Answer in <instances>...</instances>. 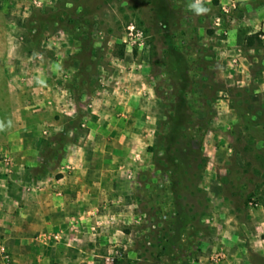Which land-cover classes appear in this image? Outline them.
Masks as SVG:
<instances>
[{
	"label": "rangeland",
	"instance_id": "374dc122",
	"mask_svg": "<svg viewBox=\"0 0 264 264\" xmlns=\"http://www.w3.org/2000/svg\"><path fill=\"white\" fill-rule=\"evenodd\" d=\"M60 1L91 18L92 49L50 21ZM195 3L0 0V138L17 132L18 156L38 147L39 182H76L80 222L36 228L33 242L1 227L13 264L57 246L65 264H264V40L239 34L259 15L237 0ZM183 88L200 98L204 162L177 190L156 133Z\"/></svg>",
	"mask_w": 264,
	"mask_h": 264
},
{
	"label": "crops",
	"instance_id": "0c3cea01",
	"mask_svg": "<svg viewBox=\"0 0 264 264\" xmlns=\"http://www.w3.org/2000/svg\"><path fill=\"white\" fill-rule=\"evenodd\" d=\"M237 3L249 6V10L243 11L241 14L259 15V24H256L255 32L246 35L241 29L242 32L239 34L248 37L260 33L264 40V0H237ZM21 141L17 132L11 130L4 139L0 138V234L1 227H8L10 242H33L35 241L33 235L36 228L44 226L52 228L55 226V221L60 223V227L71 230L80 227V222L76 218L71 220L72 207L76 202L73 200L75 203L73 204L68 198L71 191H76V182H72L67 177L56 179L52 183L39 182L41 177H35L28 169L29 164L34 162V151L38 147L30 145L29 151L26 148L25 152H21L18 156V147L22 146ZM58 189L60 194L66 195L64 199H57L54 196L53 192ZM16 191H18L19 197L15 195ZM51 200L61 201L53 202ZM19 219H22L20 225L15 222ZM22 228H25L26 234L20 233ZM65 231L69 236L71 231L70 233L68 230ZM32 257L33 255L29 256V258ZM50 257H42L41 254L37 256L41 262L39 264L44 261L45 264H51V259H54L57 264H65L64 261L68 258L58 246L51 251Z\"/></svg>",
	"mask_w": 264,
	"mask_h": 264
},
{
	"label": "trees",
	"instance_id": "16d2710c",
	"mask_svg": "<svg viewBox=\"0 0 264 264\" xmlns=\"http://www.w3.org/2000/svg\"><path fill=\"white\" fill-rule=\"evenodd\" d=\"M61 2L57 6V9H61V11L53 14L50 21L62 23L73 38L81 42L83 46L88 45L92 49L93 22L91 18H87L86 14H76L73 10L65 9ZM260 35V33H256L248 36L247 46L252 47L256 41L260 42ZM184 46L183 50L186 49ZM169 50L165 51L164 57L168 56ZM185 52L188 53L186 50ZM186 60L195 61L193 55L189 53ZM195 65L194 62L193 70ZM217 93L218 90H215V94L208 100L216 101ZM199 99V96L193 95V92L184 90V88L180 89L175 103L169 104L171 109L165 113L166 120L159 124L160 129L156 133L157 151H155V155L159 157V160L164 161L165 165L162 171L171 178V182L177 190L187 188L186 176L192 177L204 162L203 159L201 160V147L197 146V142L201 145L202 132L205 130V121L197 115V100ZM159 151L162 152L161 156H159Z\"/></svg>",
	"mask_w": 264,
	"mask_h": 264
},
{
	"label": "built area",
	"instance_id": "2783aa9c",
	"mask_svg": "<svg viewBox=\"0 0 264 264\" xmlns=\"http://www.w3.org/2000/svg\"><path fill=\"white\" fill-rule=\"evenodd\" d=\"M0 264H13L12 256L5 245L0 246Z\"/></svg>",
	"mask_w": 264,
	"mask_h": 264
},
{
	"label": "clouds",
	"instance_id": "9594fccd",
	"mask_svg": "<svg viewBox=\"0 0 264 264\" xmlns=\"http://www.w3.org/2000/svg\"><path fill=\"white\" fill-rule=\"evenodd\" d=\"M192 7L196 10L197 13H203L207 11V9L201 6V0H196V3L192 5Z\"/></svg>",
	"mask_w": 264,
	"mask_h": 264
}]
</instances>
